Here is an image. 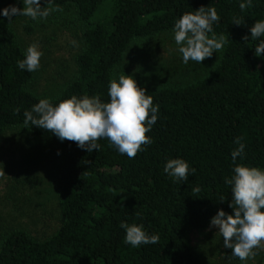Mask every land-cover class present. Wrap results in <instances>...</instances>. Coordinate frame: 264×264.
<instances>
[{
  "label": "trees",
  "instance_id": "16d2710c",
  "mask_svg": "<svg viewBox=\"0 0 264 264\" xmlns=\"http://www.w3.org/2000/svg\"><path fill=\"white\" fill-rule=\"evenodd\" d=\"M102 2L52 0L63 10L75 9L85 24L76 74L51 97L53 105L72 95L99 94L109 102V83L131 44L174 32L184 13L201 6L217 10L220 20L213 31L229 41L201 77L162 87L139 85L159 112L146 133L152 143L135 158L121 154L106 138L97 141L98 151L87 152L48 130L24 125V112L49 97L29 89L34 72L18 67L26 49L13 25L15 16L9 23L2 15L9 5L22 8V0H0V133L21 128L53 141V188L60 215L59 226L44 238L22 226L0 233V264H204L191 236L208 229L219 209L232 213L231 185L225 179L234 174L235 164L264 170V53L255 55L264 36L253 40L250 32L257 20H264V0H252V7L243 11L240 4L247 0H112L111 16L90 22ZM235 18L242 24H234ZM237 138L245 149L234 164ZM176 158L196 170L187 181L164 172L167 161ZM122 222L142 224L158 242L125 243ZM219 254L226 264L242 263L223 244Z\"/></svg>",
  "mask_w": 264,
  "mask_h": 264
},
{
  "label": "clouds",
  "instance_id": "9594fccd",
  "mask_svg": "<svg viewBox=\"0 0 264 264\" xmlns=\"http://www.w3.org/2000/svg\"><path fill=\"white\" fill-rule=\"evenodd\" d=\"M23 9L9 5L2 9L3 17L9 23L13 16H27L32 20L46 19L54 11H63L53 7L52 0H45L47 6L41 7V0H22ZM252 7V0L241 3L240 9ZM220 17L214 7L201 6L199 9L187 12L179 18L174 26L175 43L183 55V62L189 60L201 64L210 58L213 52L223 49L229 41L228 36H217L213 31V24L219 22ZM234 24L241 25L240 18L234 19ZM251 39L256 40L264 36V20H257L250 28ZM211 33V35H209ZM244 41L248 36L242 38ZM76 45L75 41H72ZM264 53V40L255 48V55ZM43 53L39 46L33 43L28 46L25 58L18 61V67L28 72L40 68ZM146 88L140 87L133 75L121 74L109 83V102H103L99 94L77 97L72 95L53 105L52 98L40 99L33 105L31 111L24 112V125L29 123L48 130L61 141L76 142L77 146L87 152L98 151L97 141L108 139L121 154L128 158H135L143 151L144 145L152 143L150 132L158 119L159 105H153V97L146 94ZM19 111L18 109L16 110ZM238 148L232 153L235 164L237 157L244 154L245 145L237 138ZM195 173V168L180 158L169 159L164 166V172L175 181H187L189 172ZM231 178L225 183L231 185L232 213H226L222 208L210 220V228H218L223 237V246L231 249V254L240 261H247L257 255L256 249H264V170L244 164H235ZM199 191V189H196ZM225 198H221L223 202ZM121 228L126 230L125 243L133 247L141 244H155L157 235H148L142 224H127L122 222Z\"/></svg>",
  "mask_w": 264,
  "mask_h": 264
},
{
  "label": "rangeland",
  "instance_id": "374dc122",
  "mask_svg": "<svg viewBox=\"0 0 264 264\" xmlns=\"http://www.w3.org/2000/svg\"><path fill=\"white\" fill-rule=\"evenodd\" d=\"M46 6L41 3V7ZM111 6L112 0H103L90 22L105 21L111 16ZM13 25L26 50L36 43L43 53L29 89L49 98L61 93L76 74L75 55L83 46L85 24L77 11H54L46 19L35 21L15 16ZM174 35L168 32L134 41L113 79L125 74L133 75L138 85L144 87L184 84L203 76L222 53L223 49L213 52L201 64L192 60L185 64ZM55 149L50 138L35 137L21 128L0 133V233L11 226H22L44 238L59 226L53 188ZM191 237L204 264H226L219 254L223 237L218 228L193 232ZM256 252L254 258L241 264H264V249Z\"/></svg>",
  "mask_w": 264,
  "mask_h": 264
}]
</instances>
